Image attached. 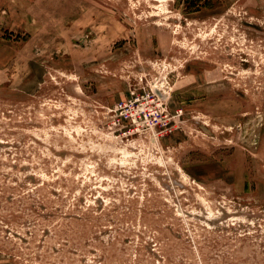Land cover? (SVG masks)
I'll return each mask as SVG.
<instances>
[{
	"label": "rangeland",
	"instance_id": "1",
	"mask_svg": "<svg viewBox=\"0 0 264 264\" xmlns=\"http://www.w3.org/2000/svg\"><path fill=\"white\" fill-rule=\"evenodd\" d=\"M0 264H264V0H0Z\"/></svg>",
	"mask_w": 264,
	"mask_h": 264
}]
</instances>
